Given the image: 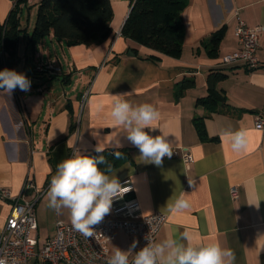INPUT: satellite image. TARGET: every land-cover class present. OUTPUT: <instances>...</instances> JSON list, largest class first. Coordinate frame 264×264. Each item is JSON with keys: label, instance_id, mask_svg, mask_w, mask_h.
Segmentation results:
<instances>
[{"label": "crops", "instance_id": "1", "mask_svg": "<svg viewBox=\"0 0 264 264\" xmlns=\"http://www.w3.org/2000/svg\"><path fill=\"white\" fill-rule=\"evenodd\" d=\"M111 3L113 33L102 44L68 46L51 33L32 46L29 30L27 45L19 40L18 73L26 75L31 87L27 92L17 88L12 94L0 90V192L9 193L6 199L0 194V234L15 198L36 199V191L26 189L28 181L46 190L60 162L74 153H97L94 149L99 143L102 152L124 151L130 156L108 175H116L119 182L131 180L134 191L129 199L139 202L141 215L167 214L168 222L156 243L171 238L186 245L182 233L188 231L194 246L217 244L230 250L232 264H264V131L255 127L258 114L264 112V30L258 51L263 68L249 71L222 65V58L239 48L238 18L248 27L264 28V0H190L183 13L185 39L178 59L117 38L129 16L131 0ZM12 6L13 0H0L2 23ZM223 26L227 33L217 58H211L210 37ZM152 56L160 60H149ZM210 70H223L228 76L218 86L227 96L220 113L197 105L208 94ZM185 78L194 79L196 87L178 97L177 86ZM116 94H128L124 100L133 107L150 104L159 112L149 134L165 137L177 158L163 159L159 167L138 159L139 150L108 114L111 95ZM197 118L204 119L205 141L195 126ZM239 129L248 133V148L241 154L221 140L225 132ZM185 153L194 158L190 168L182 160ZM234 186L239 192L236 200L230 194ZM182 192L189 209L170 212L167 205ZM58 222L71 224L70 217H59ZM134 241L138 251V237L116 231L111 254L116 248L128 250Z\"/></svg>", "mask_w": 264, "mask_h": 264}, {"label": "clouds", "instance_id": "2", "mask_svg": "<svg viewBox=\"0 0 264 264\" xmlns=\"http://www.w3.org/2000/svg\"><path fill=\"white\" fill-rule=\"evenodd\" d=\"M30 87L31 81L25 74L9 69L0 71V90L12 94L17 88L27 92ZM126 95H111L112 104L108 114L126 139L139 150L138 159L159 167L165 157L171 158L173 155L165 137L149 134L160 114L150 104L133 107L124 100ZM247 135L244 129H239L225 132L221 140L227 142L233 152L241 154L248 148ZM117 143L121 147L119 140ZM94 150L98 154L103 151L99 143ZM114 155L116 159L122 158L120 152ZM101 164L106 165L103 171L99 167ZM112 171V165L103 155L89 157L74 153L57 165L56 173L51 177L46 192L49 208L57 213L68 209L73 229L85 238L93 237V226L100 224L110 214L113 201L131 190L122 187L116 175L106 174ZM185 196L182 192L173 204L167 205L168 210L178 213L189 209L190 204ZM182 239L187 241L186 245L169 238L160 243L148 242L138 251H135L134 241L128 250L116 248L107 264H129V256L133 252L131 264H232L234 255L230 250L222 249L217 244L194 246L193 236L188 231L182 233ZM0 264H5V261L0 260Z\"/></svg>", "mask_w": 264, "mask_h": 264}, {"label": "trees", "instance_id": "3", "mask_svg": "<svg viewBox=\"0 0 264 264\" xmlns=\"http://www.w3.org/2000/svg\"><path fill=\"white\" fill-rule=\"evenodd\" d=\"M190 0H131V10L122 28L121 37L155 51L160 55L180 58L183 52L185 26L183 13ZM14 7L7 20L0 21V71L4 69L18 72L20 58L18 43L23 30L21 15L29 9V0H13ZM114 11L111 0H41L33 32L28 35L29 44L35 46L51 33L58 40H65L68 46H93L106 42L112 35ZM227 33L223 26L212 33L208 44L209 56L217 58L220 44ZM159 61V57H149ZM223 70H210L207 75V96L199 98L197 105L206 107L212 113H220L227 105V96L219 84L227 79ZM196 81L185 78L176 93L182 97L184 92L194 89ZM200 138L205 141L208 134L203 118L194 120ZM122 153L116 159L115 153ZM103 155L112 165L113 171L130 160L124 151L86 154L97 157ZM103 171L106 165H99ZM108 174V173H106Z\"/></svg>", "mask_w": 264, "mask_h": 264}, {"label": "built area", "instance_id": "4", "mask_svg": "<svg viewBox=\"0 0 264 264\" xmlns=\"http://www.w3.org/2000/svg\"><path fill=\"white\" fill-rule=\"evenodd\" d=\"M263 30L262 26L248 27L238 18L235 36L239 48L225 55L222 58V65L243 67L249 71L263 68L258 57L259 36ZM119 36L120 33L117 38ZM42 69L40 67L41 71ZM255 127L264 131V112L258 114ZM172 152L171 158L164 159L178 157L177 151ZM182 160L189 167L194 158L191 154L185 153ZM120 184L131 190L122 198L113 201L110 214L106 215L100 224L93 226L95 231L93 237L85 238L73 229L72 224L58 222L55 235L41 246L37 233L39 227L36 207L49 187L41 191L28 181L26 189L36 191V199L27 201L22 195L13 200L6 225L0 234V260H4L5 264H32L33 261L40 264H107L112 256L110 244L115 238L116 231L138 237L141 241L140 249L148 242L156 243L158 234L168 222L167 214L157 212L141 215L139 202L136 199H129L134 191L131 180L126 179ZM0 194L5 199L9 197L7 190H2ZM230 194L232 199H238V187H232ZM131 261L132 259H129V264Z\"/></svg>", "mask_w": 264, "mask_h": 264}, {"label": "rangeland", "instance_id": "5", "mask_svg": "<svg viewBox=\"0 0 264 264\" xmlns=\"http://www.w3.org/2000/svg\"><path fill=\"white\" fill-rule=\"evenodd\" d=\"M40 2L41 0H29L30 8L22 12L21 22L24 30L21 34L20 39L21 44H24V46L27 45V33L29 32L31 34L35 28ZM13 7L14 3L12 9ZM27 30L29 31L27 32ZM188 168H190V166ZM69 214L70 213L68 209H62L60 213H57L55 210L49 208L46 196L44 197V199H42L36 209V215L40 229L38 233L40 234L39 242L41 246L45 243V241L50 239L51 236L53 237L55 235V225L58 221V218L60 217L64 219L65 217H70Z\"/></svg>", "mask_w": 264, "mask_h": 264}]
</instances>
